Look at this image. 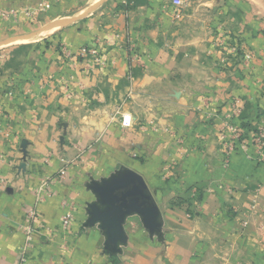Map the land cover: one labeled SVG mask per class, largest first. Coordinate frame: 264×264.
<instances>
[{"label": "crops", "instance_id": "1", "mask_svg": "<svg viewBox=\"0 0 264 264\" xmlns=\"http://www.w3.org/2000/svg\"><path fill=\"white\" fill-rule=\"evenodd\" d=\"M46 1L30 17L40 0H0L18 17L0 18V264H264V160L249 145L227 162L220 141L225 121L264 128V0ZM218 36L250 64L223 63ZM125 170L159 227L129 216L112 254L85 226L91 186Z\"/></svg>", "mask_w": 264, "mask_h": 264}, {"label": "water", "instance_id": "2", "mask_svg": "<svg viewBox=\"0 0 264 264\" xmlns=\"http://www.w3.org/2000/svg\"><path fill=\"white\" fill-rule=\"evenodd\" d=\"M91 190L97 201L89 205L85 226L99 225L107 237V249L112 254L118 252L119 245L126 241L124 223L129 216H139L152 233L158 230V205L138 174L130 170L121 171L102 183L95 182Z\"/></svg>", "mask_w": 264, "mask_h": 264}, {"label": "built area", "instance_id": "3", "mask_svg": "<svg viewBox=\"0 0 264 264\" xmlns=\"http://www.w3.org/2000/svg\"><path fill=\"white\" fill-rule=\"evenodd\" d=\"M172 5L175 7H182L183 3L182 0H172ZM51 8V5L46 0H40L39 7L37 9L38 12H31L27 11L26 14L30 17H34L35 14L46 12ZM2 11V12H1ZM0 11V17L7 14L8 18L10 19H17V14L15 12H6L4 10ZM224 49V47H222ZM228 52H231L233 55H236L238 53L236 48L224 49ZM94 56L95 62L101 66L105 64L102 57L99 55V52L97 50H88L83 49L80 52L81 57H85L87 55ZM64 55L69 58L73 59L75 56L72 55L70 51H64ZM254 58V56L250 53H244L243 60L245 64L248 66L250 64V61ZM225 62V61H222ZM133 125V118L129 114L122 115V126L125 128H130ZM224 131L221 135L220 141L221 146L223 149V152L225 154V157H229L231 154L235 153L239 148L242 150H246L249 145L256 148L257 153L261 160H264V128H259L251 137H247V132L240 127H237L233 125L230 122L225 123ZM229 159L226 161L228 162ZM38 202L42 203L47 198L46 196V187L41 186L38 190ZM36 215V209L31 210L28 213V225L25 227V236L27 237V241L31 242L33 239V233L35 231L33 227L32 221L35 219ZM62 223L65 230H68L71 228L73 224V214L71 210H68L63 216H62ZM18 264H28L27 257L25 254H22L19 258Z\"/></svg>", "mask_w": 264, "mask_h": 264}, {"label": "rangeland", "instance_id": "4", "mask_svg": "<svg viewBox=\"0 0 264 264\" xmlns=\"http://www.w3.org/2000/svg\"><path fill=\"white\" fill-rule=\"evenodd\" d=\"M39 7V6H38ZM1 11V10H0ZM5 11V10H4ZM2 12V11H1ZM0 18H2V19H4V20H10V18H8V16H7V14H5L4 16H1ZM219 38H221V36L219 37H217V42L215 41V44L217 43V45H216V47L217 48H219V58H220V60L221 61H225V63H226V61H230V62H235V61H237L236 60V58H239V61H240V63H242L243 65H246L245 64V62H244V60H243V56H244V53H239V51H238V49H237V51H238V53H236V55H233L231 52H228L227 50H224V49H231V48H235V47H232L233 45H231L230 43H228V41H227V37H222V39L220 40ZM222 47H224V49L222 48ZM234 59V60H233ZM233 60V61H232ZM224 63V62H223ZM227 121H225V123H226ZM224 128H226L225 126H224ZM254 133V132H253ZM222 151H223V149H222ZM223 155H224V157H225V154H224V152H223ZM231 156H232V154L227 158V157H225V159L227 160V159H230L231 158ZM164 174H163V178L164 179H169V177L171 178V167L168 165L166 168H165V170H164ZM197 196V195H196ZM196 196H195V194L193 193H191V199H190V201H191V204L189 203V204H185V205H188V206H191L192 205V207L195 205H197V203H196V201H195V199H196ZM179 203V201H177L176 202V204H178ZM183 204V203H182ZM190 210H191V208H190ZM164 246V245H163ZM120 247H121V245H120ZM163 248V247H162ZM164 249H166V247L164 246ZM162 251V250H161ZM161 251H159V253L158 254H162L161 253ZM164 251H166V250H164ZM164 254L166 253V252H163Z\"/></svg>", "mask_w": 264, "mask_h": 264}, {"label": "trees", "instance_id": "5", "mask_svg": "<svg viewBox=\"0 0 264 264\" xmlns=\"http://www.w3.org/2000/svg\"><path fill=\"white\" fill-rule=\"evenodd\" d=\"M247 127H248V126H247ZM245 128H246V127H245ZM256 131H257V130H256ZM179 200H180V201H179L180 203H187L186 200H184V199H179Z\"/></svg>", "mask_w": 264, "mask_h": 264}]
</instances>
